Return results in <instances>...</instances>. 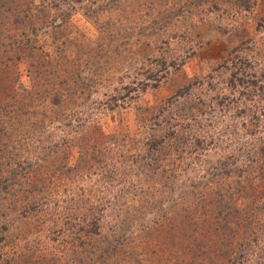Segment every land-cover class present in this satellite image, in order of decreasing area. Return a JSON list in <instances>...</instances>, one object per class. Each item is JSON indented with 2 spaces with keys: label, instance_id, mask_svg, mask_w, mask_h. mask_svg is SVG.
<instances>
[{
  "label": "rangeland",
  "instance_id": "obj_1",
  "mask_svg": "<svg viewBox=\"0 0 264 264\" xmlns=\"http://www.w3.org/2000/svg\"><path fill=\"white\" fill-rule=\"evenodd\" d=\"M13 1L22 7L32 3L26 13L22 12L27 17L33 13L25 22L27 31L22 41L34 45L32 51L46 61L45 68L54 71L51 76H47V72L43 75L38 89L44 93L52 83L62 86L67 78L71 81V72L79 74L80 81L82 77L96 74L91 81L95 89L89 98L91 103L115 93L117 88L126 87L131 81L140 86V82L150 80L145 90L132 92L134 97L127 99L125 106L105 110L97 118L100 133L105 136L99 142L104 145L112 146L113 134L123 138L124 133L127 136L141 133L144 109L150 111V117L162 110L161 119L169 131L174 119L170 116L167 123L164 116L169 115L168 106L173 103L171 108L177 107L176 100L183 95H189L192 100L199 96L216 105L222 99L224 106L214 108V118H219L220 125L227 127L236 139L237 133L253 139L240 125L244 120L260 118L264 125V0H80L69 6V0ZM5 20L9 23L13 19ZM3 40L9 42L6 31ZM4 51L5 48H0V55H4ZM13 56L4 60L14 62L16 55ZM26 57L19 64L21 81L31 87L28 75L31 58ZM69 61L77 67H69ZM158 70L164 75L160 80L149 78ZM5 88L6 94L15 96L12 88L7 85ZM75 107L80 114L81 106ZM207 108L210 106L204 109ZM76 135L79 137L70 136L61 147L59 142L63 139L56 124L0 121V162L3 163L0 168L8 183H16L13 188L18 197V201L7 204L10 229L1 232L0 264H240L229 262L234 256L223 253L221 240H214L216 232L206 224L196 227L195 233L184 231L183 246L179 239L183 233L178 234L172 244H165L161 243L163 235L156 231L150 230V235L138 232L135 227L143 228L149 221L137 218L140 213L134 214L132 207L142 211L149 198L148 192L140 194V189L133 186L137 183L133 174L127 180L131 187L128 194L119 199L117 205L124 210L125 217L133 219L134 238L127 247L119 244V250L99 241L103 246L91 260V254L86 252L88 245L82 244L86 231L80 232L77 225L71 226L78 220L71 218L72 211L66 212V207L73 206L78 211L75 216L80 217L78 204L85 201L88 188L100 180V173L94 159L88 163L80 159L84 151L80 152V135ZM255 135L263 139L264 130H257ZM54 143L59 144L54 148ZM35 150L51 154L44 172L46 182H51L53 189L47 203L37 206L40 211L24 215L20 209L30 202L23 198L27 197L28 183L24 178L15 177L12 170L20 167L19 155L31 167L34 160L30 155ZM26 156L31 164L24 160ZM258 158H262L260 152ZM206 164L196 162L187 167L197 168V178H200L204 170L207 171ZM108 185L110 182L106 183ZM148 187L150 191L153 189ZM92 192L94 197H99L94 189ZM114 199L115 192L105 201ZM117 205L115 203V207ZM115 218L113 214L107 221L111 224ZM163 227L165 232L169 231V226ZM170 247L173 252L178 250L177 257L171 254ZM183 247L200 249L206 255L203 259L200 256L197 263H186L179 256ZM259 262L264 263V255L263 259H252L247 264Z\"/></svg>",
  "mask_w": 264,
  "mask_h": 264
},
{
  "label": "trees",
  "instance_id": "obj_2",
  "mask_svg": "<svg viewBox=\"0 0 264 264\" xmlns=\"http://www.w3.org/2000/svg\"><path fill=\"white\" fill-rule=\"evenodd\" d=\"M75 1L80 0H69L67 5H72ZM31 5L30 2L22 7L14 4L13 0H0V48H5L4 55H0V121L12 124L13 121L33 120L56 124L63 140L60 144L54 143V148L58 144L63 147L61 143L64 140L68 141L71 137H79L76 134L80 135V152L84 151L80 159L84 158L87 163L91 158L95 160L100 180L94 187L88 188L85 201L81 200L78 204L80 217L75 216L78 211L73 206L66 207V212L72 211L71 218L78 220L71 226L77 225V231H86L82 244L88 245L86 252L91 254L90 259H95L93 254L103 246L99 243L112 244L115 250H119V244L125 245L120 247H127L134 238V227L131 225L133 219L125 217L124 210L117 205L119 199L125 197L131 188L128 187L127 180L132 174L137 181L133 186L140 189V194L148 192L149 198V206L145 204L142 211L132 207L134 214L140 213L137 218H148L149 221L143 228L136 226L138 232L150 235V230L156 231L158 235H163L161 243L165 244H172L175 237L183 233L179 238L183 246L184 231L195 233L200 225L206 224L216 232L214 240H221L223 253L234 256L229 260L230 263L247 264L252 259H263L264 138L255 135L257 130H264L262 120H244L240 125L253 139L246 138V135L240 137L238 133L236 139L227 127L220 125L219 118H214L213 111L224 106L222 99L216 105L212 100L206 101L199 96L192 100L189 95H183L182 99L177 98V107L173 105L171 108L173 103L168 106L169 115L164 116L167 123L171 119L170 116L174 119L169 131H166L167 126L161 119L162 110L150 117V111L144 109V130L141 133L132 136L124 133L123 138L118 137L119 139L113 134L111 136L114 141L110 142L112 146L104 145L99 142L105 136L100 133L97 118L104 114L105 110L125 106L126 100L134 97V92L145 90L150 85V80L140 82V86L139 83L131 81L126 87L115 89V93L107 94L95 103H91L89 98L95 92L91 81L95 79L96 74L82 77L80 81L77 79L80 75L71 72V81L67 78L65 85L57 86L52 83L44 90L45 93L39 90L43 75L47 72V76H51L54 71L45 68L46 61L32 51L34 45H27L22 41L27 31L25 22L33 16V13L28 17L23 16L22 12L26 13ZM4 18L13 20L7 23ZM2 27L5 30L1 29ZM5 31L9 42L2 41ZM14 54L16 61L4 60L5 57H14ZM26 56L31 58L28 62L31 87L24 86L21 81L22 71L19 64L27 58ZM68 65L77 67L72 61H69ZM160 72L162 73L158 70L149 78L160 80L164 76L160 75ZM6 85L9 89L12 88V92L15 91V96L9 92L6 94ZM9 95L10 99L6 102ZM76 105L82 108L80 114ZM208 106L210 109H204ZM208 109L209 116L206 115ZM1 115L4 117L1 118ZM255 146L258 149H255ZM116 148L117 151H114ZM258 152L262 158H258ZM31 154L30 157L34 160L31 167L25 164L24 157L19 155L21 168L12 170L15 177L24 178L28 183V194L23 198L29 199L30 202L20 209L24 215L40 211L37 206L47 203L53 189L51 182H46L44 172L51 154H41L38 150ZM28 158L26 156L24 160L31 164ZM196 162L207 163V171L204 170L200 178H197V168L187 167ZM7 172L10 173V169ZM4 174V170L0 168V243L3 241L1 232L10 229L7 204L18 201L16 190L13 188L16 183H8ZM108 182L110 185L106 186ZM148 186L153 189L148 190ZM93 189L98 198L94 197ZM114 192L115 199L106 202L105 198ZM113 214L116 215L115 221L109 224L107 218ZM52 225H55L54 221ZM163 226H169V231L165 232ZM170 248L171 254L177 257L178 250L173 252L172 247ZM199 250L183 247L179 256L186 263H197L200 256L203 259V255H206L205 251Z\"/></svg>",
  "mask_w": 264,
  "mask_h": 264
}]
</instances>
